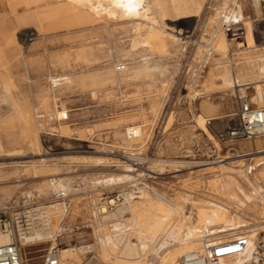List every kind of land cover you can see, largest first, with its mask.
I'll use <instances>...</instances> for the list:
<instances>
[{"label":"rangeland","instance_id":"obj_1","mask_svg":"<svg viewBox=\"0 0 264 264\" xmlns=\"http://www.w3.org/2000/svg\"><path fill=\"white\" fill-rule=\"evenodd\" d=\"M196 1L191 14L176 15L171 11L166 19L167 24L188 39L185 50L180 43L170 48L168 56L153 55V65L159 69L153 83H116L114 87L107 84L97 92L77 86L68 90V95L58 91L55 96L52 89L61 82H53L51 76L118 71L119 63L134 70L144 54L143 46L135 42L139 38L137 30L123 23L98 22L78 12L69 16L51 13L38 18L33 13L35 8L17 19L8 8L10 0H0V162L17 161V165L5 169L19 170L10 173L0 184V210L11 205H26L31 209L56 204L49 180L54 177L61 180L70 194L69 210L63 222L60 216L53 217L59 215V205L53 211L49 229L54 238L22 246L24 264H42L44 255L54 246L62 250L64 264H67L64 252L67 249L76 251L77 264H163L168 251L182 247L179 243L188 237L189 226L195 224L193 203L203 199L229 208L233 219L264 222V213L248 206L245 195L252 193L257 197L258 193L239 171L249 172L255 186H261L257 189L264 194V165L248 168L257 162L253 154L259 153L258 146L264 145V141L258 146L253 142L264 136L239 140L221 137L222 130L234 123L236 89L224 90L221 80L214 75L217 66L230 65L228 58L218 60L221 58L215 52L218 45L211 42L216 26L210 18L224 13L226 5V12L232 11L237 0ZM252 1L237 3L242 5L246 16L259 19L255 23V40L264 44V4L260 2L263 15H257ZM22 12L20 7L19 15ZM59 17H63L62 25L66 29L53 21ZM82 18L80 25L73 26ZM256 30L263 35L257 36ZM81 43L91 48L98 60L90 65L53 62L55 56L80 49L77 46ZM24 52L31 62L24 61ZM39 89L55 96L54 109H48L44 98L36 99ZM109 91L112 93L106 98L104 94ZM64 107L70 110L67 121L48 123L39 119L40 113ZM197 118L206 120L204 126ZM48 124L58 129L50 131ZM90 127L93 130L86 134L85 128ZM132 129H136L138 136L131 137ZM143 158L148 159L142 168L132 169V162ZM39 163H57V166L36 172L35 165ZM143 173L151 174L148 182L155 193H140L127 206L108 211L105 216L94 214L93 201L124 191ZM235 193L237 198L232 197ZM162 200L180 204L185 213L194 217L186 218L181 225L176 215L162 228L149 231L144 222L150 212L149 204ZM202 230L194 235L200 240L193 250L207 249L216 242L211 231L205 227ZM113 233L121 234L124 241L109 243L107 237ZM258 235L257 240L264 236V231ZM128 240L139 247V256L134 260L122 254ZM180 259L178 256L176 264H180Z\"/></svg>","mask_w":264,"mask_h":264},{"label":"bare ground","instance_id":"obj_2","mask_svg":"<svg viewBox=\"0 0 264 264\" xmlns=\"http://www.w3.org/2000/svg\"><path fill=\"white\" fill-rule=\"evenodd\" d=\"M237 2L236 4L239 5V10L243 11L242 5ZM254 2L255 5L253 6H255V13L257 15H263V11L260 9V1L254 0ZM8 6H9L8 7L9 10L16 15L17 19H19L20 17H24L31 8H35L33 13L38 18L45 17L51 13H56V14L63 13L69 16L70 14L72 15L73 13L78 12L83 14L85 18L90 17L98 22L99 21L111 22L113 24L123 23L129 26H133L137 30L139 38L135 40V42L143 46L142 52H144V54H141V58L135 64L134 70L132 68L128 69L126 66V69L120 72L116 70H106L103 72H91V73L81 72L80 75H77L75 73H68V74H60L57 76H51L50 78L53 82H58V80L61 82L59 83L60 86L58 88L52 89V93L55 94V96L57 95L56 92L58 91L66 92L65 95H68L67 94L68 90L70 91L71 89L77 86H82V87L87 86L90 88L94 87L97 89V91H99L104 89L107 84H112V87H114L116 86L114 85L116 83L120 85L126 83H132V84H139L145 82L153 83L157 71L159 70L158 66L153 65V61H154L153 55L158 54L160 57L168 56L171 54L170 48L179 45L180 43L182 44V49L185 50L186 48L185 44L188 39L187 35L182 36V33L179 32V30L174 29L173 26L165 22L166 19L171 15V11L176 12L175 6L173 4V0H10ZM20 7L23 10L22 15H19ZM227 8H228L227 5L224 6L222 11L226 12ZM197 15L198 14H196L195 16ZM258 20L259 19L254 20L246 16L244 13L245 34L242 37L231 38L223 30L222 27L224 21L223 12H221L217 17L210 18V21L214 23L216 26L214 32L211 35V42L214 44V46L218 45V47H215V52L217 51L221 55V58L218 57L217 58L218 60L228 58L230 65V67H228L227 65L221 67L217 66V69L215 68V72H214V75L221 80V83L224 86L223 87L224 90L233 89L235 91L236 89L237 92V87L239 88V86L244 88L248 84L258 85L261 84L260 82L263 81L264 79V44L257 43L254 34L255 23L258 22ZM68 27L71 28L72 25L70 26L68 25ZM84 46L85 44L81 43L77 46L80 49H78L74 53L64 54V55L61 54L59 56H55L53 62L55 64L58 63L62 65H69L71 62H74L75 64L90 65L94 61L98 60V58L93 53L92 49L85 48ZM232 46H234V48H232ZM24 56H25L24 61L26 63L31 62L25 52H24ZM132 80H134V82ZM111 93L112 92L109 91L106 94H104V96L107 98V96L111 95ZM55 96H51L49 92H44L42 89H39L38 93L36 94V99L44 98L46 103H48L49 106L48 109L51 110L54 109L52 107L57 106V103L55 101ZM65 111H70V110L64 107L63 109H57L56 111H52V112H59L61 115H63ZM234 115L235 113L233 114V116ZM197 120L200 122L201 125L204 126V123L206 121L204 118H197ZM38 123H39L38 125L40 126L44 125L40 122ZM48 126L50 128V131H55L56 129H58V127L55 125L48 124ZM88 131L89 130H86L87 133ZM244 155L246 156L247 154ZM253 155L254 158H257L256 160L257 162L256 164L254 163L255 164L254 166L248 168L257 169L258 167L263 166L264 150H260L259 153H255ZM161 162L163 164L183 163L176 161H161ZM13 165H17V161H11L10 163L0 162V169H1L0 184L2 183L4 178L10 175V173H17L19 171V170L9 171L5 169ZM55 165L57 166V163H53V164L39 163V165H35V171L36 172L47 171L49 170V167ZM37 166H39V168ZM129 170L131 171V169ZM239 171L244 176L245 178L244 180H246L249 184H251L256 189L257 191L256 193H258L257 197L254 195L252 196V193L251 195L245 193L246 199L249 202L248 206L250 207L252 206V209L256 208L255 209L256 211L258 209L259 211L264 213V194L259 189H257L260 188L261 186L260 187L255 186V184L251 180V177L248 174L249 172L246 173L243 170H239ZM56 174H60V173H56ZM49 180L51 182L52 179ZM59 181L60 184L62 185L60 179ZM238 187L242 189L239 185ZM232 197L237 198V194L236 195L233 194ZM240 201L243 202L242 199H240ZM193 204L194 206H196L195 224L189 226L187 232L188 237L184 238L179 243L180 245H182V247L181 248L178 247L179 248L178 250L176 251L172 250L173 252L170 253L168 251V254H166L165 257L163 258V264H176L178 256L183 257L185 254L194 251L205 253L207 249L204 248H203L204 250H198V248L197 250H193L194 244H196L198 240H200L199 238L198 239L194 238V235L202 232L203 231L202 227H205L209 232L211 231L212 234L216 237L215 238L216 242L213 244H219L229 241L224 239L230 236L233 237L232 239H234L238 235L245 232L251 237L252 240L251 248L254 246L257 237L259 236L258 234L261 231H264V222L262 221L248 222L247 220H242L241 217H238L237 219H233L232 212L230 211L229 208L225 207L220 203L214 202L213 200L203 199L202 201H194ZM149 205H150L149 208L150 212L148 216H145L147 217V219L145 218L146 221H144L146 222L149 231L152 230L154 231L159 227L162 228L165 222L170 221L176 215L180 219L181 225L182 223H184L186 218L194 217L193 214L185 213L184 208L178 203L173 204L162 200L158 203H150ZM119 212L120 209L117 211V213H115V215L118 214ZM53 217L58 218L59 215L56 214ZM219 224H222V226L217 227V225ZM209 225H212V228H209L208 227ZM228 226L231 227L227 228ZM113 235L110 234L108 235L107 241L109 243H111V241L112 242L114 241L116 242V244L117 243L121 244L124 241L121 234L117 233L114 236ZM51 238H54V236L52 235V232H50V229L35 230L27 236V240L24 243V245L29 243V246H31L42 241H48ZM1 241L8 242L7 236H2ZM64 252H65V259L67 260V264H77V260L79 256L77 257V254L75 253L76 251L73 252L72 249H67ZM122 254L126 256V258H128L129 260H134L139 256V247L135 242L128 240L127 243L125 244ZM242 260L243 257L241 256H231L225 259V264H242ZM123 264H130V263H123Z\"/></svg>","mask_w":264,"mask_h":264},{"label":"built area","instance_id":"obj_3","mask_svg":"<svg viewBox=\"0 0 264 264\" xmlns=\"http://www.w3.org/2000/svg\"><path fill=\"white\" fill-rule=\"evenodd\" d=\"M259 1L264 4V0ZM223 18L222 27L229 37L238 38L245 34L244 12L239 10L238 4L232 11H224ZM255 33L257 36L263 35L260 30H256ZM125 69L126 64L117 65L118 71ZM260 83L248 84L244 88L239 86L237 89L235 96L237 110L232 116L234 123L228 124L222 130L223 139L239 140L264 136V79ZM69 113L70 111H65L63 115L56 112L40 113L39 119L48 123H59L69 120ZM130 135L136 137L138 132L132 129ZM143 159L134 160L132 169L142 168L148 158ZM150 177L149 173L137 175L124 191L104 195L98 201H93L94 214L105 216L108 211L127 206L140 193L145 191L155 193L148 182ZM51 185L55 191L56 204L31 209L26 208V205H11L0 210V264H24L22 246L27 236L35 229H49L53 211L58 210L56 205L60 207L58 213L61 222L64 221L69 210L70 194L57 178L51 180ZM2 236H7L8 242H2ZM251 246V237L248 234H240L229 241L208 245L205 253L199 251L187 253L181 257L180 264H225V259L231 256L243 257L242 264H264V236L256 240L252 248ZM42 264H64L62 250L56 246L49 249L43 257Z\"/></svg>","mask_w":264,"mask_h":264},{"label":"crops","instance_id":"obj_4","mask_svg":"<svg viewBox=\"0 0 264 264\" xmlns=\"http://www.w3.org/2000/svg\"><path fill=\"white\" fill-rule=\"evenodd\" d=\"M194 1H196V0H173V4L175 6L177 14L178 15L179 14H191L190 12H191V9L193 7ZM196 14H198V13H192L193 16H195ZM62 19H63V17H59V18L53 19V21L58 23V24H60V25H62ZM82 22H83V18H82V20L79 23H76L73 26L80 25ZM61 27L66 29V27H64L63 25ZM90 89H91V91L95 90L97 92V89L94 88V87H91ZM79 115L81 116V115H83V113H79ZM86 130L92 131L93 129L91 127L90 128H85V133L87 134ZM89 131H88V133H89ZM263 141H264V138H261L259 140H255L253 143L255 144V146H258L259 143L263 144ZM258 149L259 150H264V145H259Z\"/></svg>","mask_w":264,"mask_h":264}]
</instances>
